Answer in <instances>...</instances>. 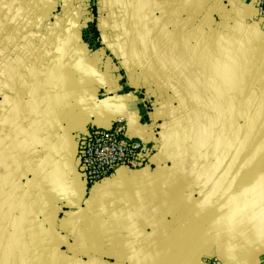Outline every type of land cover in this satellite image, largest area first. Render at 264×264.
Segmentation results:
<instances>
[{
  "label": "crops",
  "instance_id": "crops-1",
  "mask_svg": "<svg viewBox=\"0 0 264 264\" xmlns=\"http://www.w3.org/2000/svg\"><path fill=\"white\" fill-rule=\"evenodd\" d=\"M255 0H0V264H263ZM125 120L148 166L88 184Z\"/></svg>",
  "mask_w": 264,
  "mask_h": 264
},
{
  "label": "built area",
  "instance_id": "built-area-1",
  "mask_svg": "<svg viewBox=\"0 0 264 264\" xmlns=\"http://www.w3.org/2000/svg\"><path fill=\"white\" fill-rule=\"evenodd\" d=\"M251 21L264 26V0H255V13ZM152 150L149 143L128 134L122 118L115 119L109 130L92 128L76 136L79 174L88 184L108 179L118 167L135 170L148 166Z\"/></svg>",
  "mask_w": 264,
  "mask_h": 264
}]
</instances>
